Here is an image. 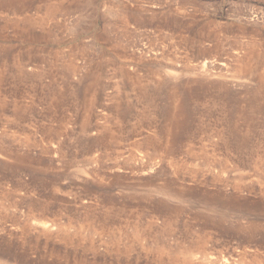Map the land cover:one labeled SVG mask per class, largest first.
<instances>
[{"label":"rangeland","instance_id":"rangeland-1","mask_svg":"<svg viewBox=\"0 0 264 264\" xmlns=\"http://www.w3.org/2000/svg\"><path fill=\"white\" fill-rule=\"evenodd\" d=\"M259 76L264 0H0V264H264Z\"/></svg>","mask_w":264,"mask_h":264},{"label":"bare ground","instance_id":"bare-ground-1","mask_svg":"<svg viewBox=\"0 0 264 264\" xmlns=\"http://www.w3.org/2000/svg\"><path fill=\"white\" fill-rule=\"evenodd\" d=\"M244 68V67H243ZM258 84H259V86H258V89H257V91H255V93L256 94H260V93H262V91H264V76H259L258 77ZM258 91H260V92H258ZM238 148H239V146H238ZM192 152V151H191ZM38 224H40V223H38ZM42 224V223H41ZM40 224V225H41ZM39 226V225H38ZM40 228H41V226H40ZM188 253V252H187ZM188 258V257H187Z\"/></svg>","mask_w":264,"mask_h":264}]
</instances>
